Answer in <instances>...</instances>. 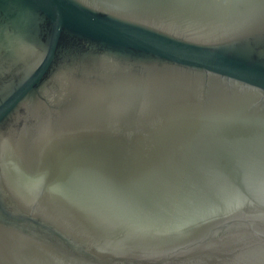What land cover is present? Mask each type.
I'll use <instances>...</instances> for the list:
<instances>
[{"label": "water", "instance_id": "water-1", "mask_svg": "<svg viewBox=\"0 0 264 264\" xmlns=\"http://www.w3.org/2000/svg\"><path fill=\"white\" fill-rule=\"evenodd\" d=\"M0 264H264V0H0Z\"/></svg>", "mask_w": 264, "mask_h": 264}]
</instances>
